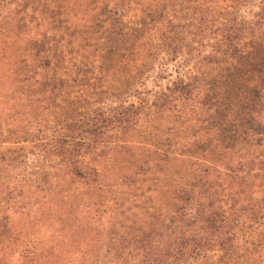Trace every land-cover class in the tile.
Listing matches in <instances>:
<instances>
[{
  "label": "rangeland",
  "instance_id": "1",
  "mask_svg": "<svg viewBox=\"0 0 264 264\" xmlns=\"http://www.w3.org/2000/svg\"><path fill=\"white\" fill-rule=\"evenodd\" d=\"M256 1L0 0V264H111L114 239L146 227L171 234V206L192 185L210 186L227 211L246 216L264 197V28L241 55L214 64L203 59L204 17L248 16ZM115 10L131 37L112 30ZM152 16L159 20L136 36ZM42 42L50 46L37 55ZM191 76L205 87L194 106L158 109L124 148L84 156L106 184L63 176L64 142L77 145L83 119ZM52 77L66 79L67 94L43 91ZM245 156L255 159L251 179L243 170L232 180L228 164ZM239 237L244 263L264 264V216L246 219ZM208 256L194 262L221 258Z\"/></svg>",
  "mask_w": 264,
  "mask_h": 264
},
{
  "label": "trees",
  "instance_id": "2",
  "mask_svg": "<svg viewBox=\"0 0 264 264\" xmlns=\"http://www.w3.org/2000/svg\"><path fill=\"white\" fill-rule=\"evenodd\" d=\"M255 6L257 9L251 8V15L248 16L218 19L213 12L206 14V34L211 38V50L203 56L204 60L219 64L243 53L246 40L257 37L264 28V0H257ZM118 13L116 10L112 13V30L121 33L125 39L130 31L124 28L121 16H116ZM158 17L152 16L144 21L146 25L141 21L134 30L136 36H141L148 25L153 26L159 20ZM49 46L45 42L39 43L36 54L39 55ZM45 59L47 66L54 68L50 57ZM202 80L193 76L179 77L167 89L158 90L152 98L144 97L139 102L119 101L109 107L103 106L86 120L80 119L77 145L71 146V139L64 142L63 176L92 187L106 184L105 172L85 160L84 156L92 154L105 157L124 148L134 130L158 109L169 110L180 104L194 106L205 89ZM65 81L63 77L46 78L42 82L43 91L48 90L50 95L56 96L67 94L68 84ZM245 159L228 164L227 172L232 180L239 179L243 170L247 174V182L251 179L255 159L247 160L246 156ZM136 183L137 180L131 178L128 184ZM196 197L201 199L191 203ZM244 210L246 216L235 210L229 212L216 190L210 186L192 185L177 194L170 209L171 234L165 239L160 237L158 229L141 228L139 233L130 238L114 239L107 246L105 255L109 256L111 264H197L194 260L207 259L211 251L218 250L221 255L218 264H247L244 262L249 260L248 256L237 255L236 250L241 241L239 232L246 219L257 220L264 216V197L253 199Z\"/></svg>",
  "mask_w": 264,
  "mask_h": 264
}]
</instances>
